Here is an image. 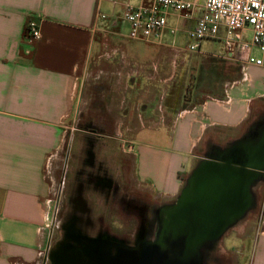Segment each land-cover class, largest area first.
<instances>
[{
  "label": "crops",
  "instance_id": "crops-1",
  "mask_svg": "<svg viewBox=\"0 0 264 264\" xmlns=\"http://www.w3.org/2000/svg\"><path fill=\"white\" fill-rule=\"evenodd\" d=\"M133 1L0 0V264H38L48 249L47 169L66 122L72 129L78 120L89 161L88 150L107 148L113 137L118 152L133 156L130 187L122 181L128 196L136 187L160 204L177 197L201 160L264 146V64L241 70L216 57L221 39L210 51H183L168 31L173 12L161 38H131L123 6L146 0ZM177 18L186 33L190 21ZM29 19L40 30L32 42L24 38ZM132 115L135 125L123 128ZM97 179L92 187L101 193ZM250 264H264V231Z\"/></svg>",
  "mask_w": 264,
  "mask_h": 264
},
{
  "label": "water",
  "instance_id": "water-1",
  "mask_svg": "<svg viewBox=\"0 0 264 264\" xmlns=\"http://www.w3.org/2000/svg\"><path fill=\"white\" fill-rule=\"evenodd\" d=\"M264 174V146H244L203 159L175 202L164 206L156 239L116 257L112 264H197L200 248L218 239L247 211L254 182ZM81 237V235H78ZM60 251L58 264H73L78 251Z\"/></svg>",
  "mask_w": 264,
  "mask_h": 264
},
{
  "label": "rangeland",
  "instance_id": "rangeland-1",
  "mask_svg": "<svg viewBox=\"0 0 264 264\" xmlns=\"http://www.w3.org/2000/svg\"><path fill=\"white\" fill-rule=\"evenodd\" d=\"M131 1L134 3L133 0ZM175 15L176 14L170 15L168 20H170V24L172 26L179 25V28L176 32L177 45L184 51V48L187 50V45L190 40L186 37L184 28L182 30L181 22H179L180 20ZM122 29L125 32L129 31L128 25L126 24L122 26ZM215 44L216 43H214L212 39H204L200 46V51H210L216 47ZM188 52L189 51L187 50V53ZM195 55L196 54L192 55L189 59L190 66H194V61L198 59L195 58ZM180 60L183 61L182 57H180ZM188 73H194V69H191ZM176 81H178V77L172 81V84ZM136 111L142 112V109L137 107ZM137 119V115L126 117L123 122V128L126 126H129V128L133 127L137 122ZM65 125L67 126V132L66 136L64 137L63 144L55 156L50 160V164L48 165L47 169V179L50 185L48 196L51 199V210L48 223L51 224L52 233L48 249L40 256L38 264H48V250L50 249L52 243L56 242V240L61 237L63 233L61 226L64 221L67 220L68 214L73 212V205L71 201H69L71 198H68V194L72 192L74 185L76 186L78 182L77 170L79 168L77 167L82 166L78 165L81 160L80 157L83 156L82 154L84 151V149L81 148V132L79 130L77 131V127L79 126L78 120H76L75 124H73L72 129H69V127L72 126L71 121L66 122ZM110 141L111 142L108 144L106 143V145H108L107 148L98 149L97 152L98 156L104 159L112 168L113 174H115L117 177V181L120 185L122 181L124 182L126 181V178L128 179L127 174L132 167L133 156H131V154L119 156L117 154L118 149L116 148L117 143H115L117 141L113 137L110 138ZM69 142H71L70 147L68 146ZM130 146L132 147V143H130ZM75 167L76 169H74ZM126 185L130 187L128 181H126ZM95 189L97 190V188L94 187L93 192H90L88 196L89 203L92 208V213L90 214L92 220L97 221L100 217H102L103 220L109 222L111 220L110 228L114 231L116 230L117 226H120V224H129L133 226L137 225L135 216H133V218H124L122 216V214L125 212L126 205L122 206L120 198H113V203H110L111 197L109 194H107V191H103L102 189L103 194H100L99 190L95 191ZM140 190L136 187L133 189L136 201H138V198L144 197L148 199L147 202H149V204L152 206H157L161 202H164V200L154 201V199L149 194H147L146 191ZM251 206H256V210L253 211V213L249 215L246 220L242 219L229 228L219 241L221 247L225 249V251L222 252L224 263L250 264L255 236L258 231H264V182L260 186L259 196L255 189L251 190V202L249 207ZM130 208V211L128 210V212L125 213H129L130 215L132 207ZM135 215H137L136 211Z\"/></svg>",
  "mask_w": 264,
  "mask_h": 264
},
{
  "label": "flooded vegetation",
  "instance_id": "flooded-vegetation-1",
  "mask_svg": "<svg viewBox=\"0 0 264 264\" xmlns=\"http://www.w3.org/2000/svg\"><path fill=\"white\" fill-rule=\"evenodd\" d=\"M97 151L98 149L94 148L88 150V156L91 153L93 157L91 161H89V157L81 156L78 165L82 166L77 167L79 168L77 170L78 182L76 186L74 185L70 197L68 196L69 199L71 198L69 201L73 205V212L68 214L67 220L61 226L63 230L61 237L53 242L48 250V264H58L56 256H54L55 253L58 256L60 251H65L68 254L72 252L71 250L78 251L77 259L73 264H112L116 257L122 258L123 254L132 250V248L154 241L160 228L159 221L163 214L161 209L176 200L174 198L170 203L152 206L147 202V198L140 197L136 201L135 194L133 197H129L126 186L122 183L119 185L112 168L104 159L98 156ZM117 154L122 155L120 152H117ZM96 176L97 181L104 180L108 182V187H103V191H107V194L111 197L110 203H113V198H120V201H127L126 206L122 205L126 207L125 212L130 211V207H132V215L124 212L122 216L124 218L135 216L136 226L120 224L114 231L110 228L111 220L109 222L103 220L102 217L97 221L91 219L92 208L88 196L90 192H93L92 179ZM262 179H264V174ZM253 189L259 196L260 186L252 187ZM103 191H101L102 194ZM255 210L256 206L249 207L238 221L246 220ZM135 211L137 215H135ZM227 230L218 239L205 242L200 248L201 261L197 264H231L224 263L222 252L225 249L221 247L219 242ZM78 235H81V237ZM69 263V260L65 262V264Z\"/></svg>",
  "mask_w": 264,
  "mask_h": 264
},
{
  "label": "built area",
  "instance_id": "built-area-1",
  "mask_svg": "<svg viewBox=\"0 0 264 264\" xmlns=\"http://www.w3.org/2000/svg\"><path fill=\"white\" fill-rule=\"evenodd\" d=\"M195 9L201 11L194 17ZM170 12L190 21L185 31L189 51L200 52L204 39H221L216 57L238 63L241 70L264 64V0H202L200 4L197 0H146L138 5L125 3L122 18L131 38L159 39ZM177 30L168 28L171 34ZM24 36L29 42L39 39L34 19L27 21Z\"/></svg>",
  "mask_w": 264,
  "mask_h": 264
},
{
  "label": "bare ground",
  "instance_id": "bare-ground-1",
  "mask_svg": "<svg viewBox=\"0 0 264 264\" xmlns=\"http://www.w3.org/2000/svg\"><path fill=\"white\" fill-rule=\"evenodd\" d=\"M98 184L101 186V187H108V182L107 181H104V180H101V181H97ZM76 206V205H75ZM80 207V206H79ZM78 214V213H77ZM84 218V217H83ZM91 230V229H90ZM78 253V252H77ZM54 256H57V253L54 254ZM55 258V257H54Z\"/></svg>",
  "mask_w": 264,
  "mask_h": 264
},
{
  "label": "trees",
  "instance_id": "trees-1",
  "mask_svg": "<svg viewBox=\"0 0 264 264\" xmlns=\"http://www.w3.org/2000/svg\"><path fill=\"white\" fill-rule=\"evenodd\" d=\"M24 33H25V30H24Z\"/></svg>",
  "mask_w": 264,
  "mask_h": 264
}]
</instances>
